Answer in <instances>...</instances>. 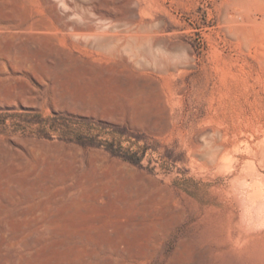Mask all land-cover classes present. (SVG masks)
Here are the masks:
<instances>
[{
  "label": "rangeland",
  "instance_id": "rangeland-1",
  "mask_svg": "<svg viewBox=\"0 0 264 264\" xmlns=\"http://www.w3.org/2000/svg\"><path fill=\"white\" fill-rule=\"evenodd\" d=\"M261 203L264 0H0V264H256Z\"/></svg>",
  "mask_w": 264,
  "mask_h": 264
},
{
  "label": "bare ground",
  "instance_id": "bare-ground-1",
  "mask_svg": "<svg viewBox=\"0 0 264 264\" xmlns=\"http://www.w3.org/2000/svg\"><path fill=\"white\" fill-rule=\"evenodd\" d=\"M101 34H98L97 36H100ZM262 204V203H261ZM262 205H264V204H262ZM261 205V206H262ZM261 208H263V207H261ZM264 209V208H263ZM250 219V218H249ZM256 219V218H255ZM245 223V222H244ZM257 224V223H256ZM252 228V227H251ZM254 229H255V227H254ZM257 229V228H256ZM253 238V237H252ZM261 239V238H260ZM252 240V239H251ZM255 241V240H254ZM258 242V241H257ZM252 243V242H251ZM251 243H250V245H251ZM214 244L212 243H210V245L207 247L209 250H214L215 249V247L213 246ZM254 245V244H253ZM256 245V244H255ZM258 245V246H257ZM257 248H256V251L254 252V256H253V258H254V261H255V263L257 264V262L258 261H262V262H264V242L263 243H261V242H259V243H257ZM207 246V245H206ZM251 247V246H250ZM249 247V248H250ZM252 247H254V246H252ZM206 248V247H205ZM208 249H206V250H208ZM246 250H248V249H246ZM251 251V250H250ZM254 251V250H253ZM206 252V251H205ZM208 252H210V251H208ZM224 253V252H223ZM245 253L247 254V252L245 251ZM250 254H251V252H249ZM226 255V259H225V262H223L222 264H246L245 262H241V258H240V256H239V258L236 256V255H233L232 253H225ZM240 255H241V253H240ZM246 256V255H245ZM249 256V255H248ZM251 257V256H250ZM247 258V257H246ZM248 259V258H247ZM173 261H175V260H173ZM180 261V260H179ZM244 261H245V259H244ZM248 261V260H247ZM253 263V262H252ZM248 264H251V263H248Z\"/></svg>",
  "mask_w": 264,
  "mask_h": 264
}]
</instances>
